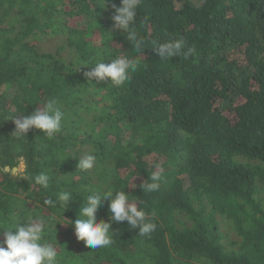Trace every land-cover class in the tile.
Instances as JSON below:
<instances>
[{"label":"trees","instance_id":"trees-1","mask_svg":"<svg viewBox=\"0 0 264 264\" xmlns=\"http://www.w3.org/2000/svg\"><path fill=\"white\" fill-rule=\"evenodd\" d=\"M102 3L0 0V222L43 218L59 264H264V0H141L140 56L112 32L119 0ZM178 39L195 54L161 60L154 47ZM121 53L138 59L123 85L86 79ZM52 98L65 113L54 139L12 135L11 116ZM88 153L96 166L81 171ZM157 164L160 189L144 193ZM90 188L125 190L155 231L113 223L111 247L78 242ZM62 190L73 193L64 213L44 204ZM109 216L104 201L97 221Z\"/></svg>","mask_w":264,"mask_h":264},{"label":"clouds","instance_id":"clouds-1","mask_svg":"<svg viewBox=\"0 0 264 264\" xmlns=\"http://www.w3.org/2000/svg\"><path fill=\"white\" fill-rule=\"evenodd\" d=\"M141 0H119V5L112 3L113 15L112 32L119 31L127 34V40L132 42L137 54L145 49V40L138 36L136 23L138 8ZM105 7L103 0L102 8ZM156 54L161 60L169 61L173 57L183 55L185 59L195 54L194 47H187L183 39L169 40L157 44L154 47ZM138 65L136 57H130L121 53L117 58L109 62L98 61L90 71L85 73L86 79L95 80L97 83L107 81L115 87L123 85L131 77ZM40 105V104H39ZM24 113V112H23ZM18 114L11 116L8 120L13 121L15 130L12 133L17 139L25 141L27 133L33 129L39 130L47 139H54L61 132L65 113L61 110L55 98L47 100L46 103L33 110L30 114ZM20 149H18L19 151ZM96 166V156L84 154L78 161L77 167L81 171H88ZM156 170L151 173L150 182L147 179L140 185L144 193L158 191L161 186L165 169L157 164ZM23 168V166H21ZM34 184L43 189H48L52 177L47 173H40L33 178ZM135 187V185H134ZM73 193L62 190L57 199L44 200L49 207H60L65 209L72 200ZM131 195L125 190L114 191L111 188H90L88 195L83 201V206L78 218L72 222L76 240L83 241L86 247L92 250L109 248L113 245L115 233L111 230L113 223L127 222L130 229L138 230L141 237H149L155 231L156 225L151 222L149 213L140 207L137 202L131 200ZM104 201H108L107 222L97 221L96 212ZM62 213V214H63ZM67 226L70 222L63 219ZM46 221L41 217L26 216L22 221L0 222V232L3 233V242L0 244V264H59L57 242L46 238ZM15 228V231H13Z\"/></svg>","mask_w":264,"mask_h":264},{"label":"rangeland","instance_id":"rangeland-1","mask_svg":"<svg viewBox=\"0 0 264 264\" xmlns=\"http://www.w3.org/2000/svg\"><path fill=\"white\" fill-rule=\"evenodd\" d=\"M21 166H22V164L19 165V169H22Z\"/></svg>","mask_w":264,"mask_h":264},{"label":"water","instance_id":"water-1","mask_svg":"<svg viewBox=\"0 0 264 264\" xmlns=\"http://www.w3.org/2000/svg\"><path fill=\"white\" fill-rule=\"evenodd\" d=\"M15 170H16L15 168L12 169L13 172H14Z\"/></svg>","mask_w":264,"mask_h":264}]
</instances>
